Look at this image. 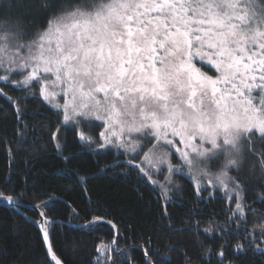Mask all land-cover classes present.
<instances>
[{"label":"snow or ice","instance_id":"6c2138e0","mask_svg":"<svg viewBox=\"0 0 264 264\" xmlns=\"http://www.w3.org/2000/svg\"><path fill=\"white\" fill-rule=\"evenodd\" d=\"M0 84L23 92L13 98L0 88L8 104L0 111L17 124L26 114L21 102L37 98L86 146L118 150L124 159L111 166L123 164L139 186H158L157 203L162 198L165 207L173 202V186L180 187L175 174L188 180L198 200L209 187L220 191L235 208H229L228 227L216 225L218 234L203 230L225 241L217 255L223 258L228 238L242 233L251 239L248 248L239 244L236 251L264 255V223L240 227L257 212L245 203L246 185L255 178L264 188V0H0ZM16 135L18 147L28 143L25 132ZM50 139L61 151L59 132ZM6 151L14 159L12 149ZM13 174L10 169L3 183L14 184ZM159 175L163 182L153 179ZM55 199L31 205L37 215L32 219L21 212L20 199L0 191V203L36 226L54 264H68L53 250L58 228L71 231L74 251L97 239L105 226L116 231L112 244L95 246L98 255L88 264H101V256L104 264H115L109 252L124 257L138 249L115 247L119 231L106 215L73 224L81 210L69 204L71 219L49 217ZM83 211L87 216L90 210ZM161 217L169 218L166 210ZM253 219L264 221V214ZM200 231L197 221V241ZM167 248L180 253L175 244ZM154 252L143 249L145 264H171L169 255ZM184 258L190 264L191 257Z\"/></svg>","mask_w":264,"mask_h":264},{"label":"trees","instance_id":"16d2710c","mask_svg":"<svg viewBox=\"0 0 264 264\" xmlns=\"http://www.w3.org/2000/svg\"><path fill=\"white\" fill-rule=\"evenodd\" d=\"M38 2L42 3L43 0ZM42 15L38 13L36 19L39 20ZM0 88H4L13 98L23 95L21 91H9L4 84H0ZM0 108H8L3 99H0ZM21 108L26 109V114L20 124L11 115L0 111V137L5 138V142L0 143V191L6 195H13L30 206L55 197L50 203L48 216L58 221L71 219L69 204L81 210L80 218L73 219V224L82 223L89 216L106 215L107 219L117 224L119 238L116 248L138 246L134 252H125L124 257L109 252L115 264H125V258L128 264H145L143 249L149 246L160 255H169L171 264H186L185 256L191 257L190 264H221V259L223 264H264V255L259 251H236L239 244L248 248L247 240L251 237L243 233L228 238L223 258L217 255L225 241L203 230L211 228L218 234L221 229L216 225L228 227L225 221L232 214L229 208H235V201L230 202L220 191H204L201 193L203 200H198L188 180L181 175L175 176L176 185L180 187H173L169 193L173 202L165 207L162 198L157 203L159 190H151V185L139 186L134 173L126 175L129 170L123 164L111 166L117 159H124L120 153L112 148L98 150L93 145L86 146L75 136L70 125L61 126V120L35 97L25 98ZM18 130L27 134L28 143L23 147H18L16 143L19 139L16 135ZM57 131L62 144L61 151L56 150L55 142L50 139L52 133ZM9 147L14 159L6 151ZM63 157L69 159L65 161ZM10 169L14 171L11 177L14 184H4L3 177ZM79 177H85L83 182ZM246 187L249 192L245 203L257 212L250 213L247 225L240 224V227L251 229L256 223H264L253 219L254 215L264 214V198H259L264 188L258 186L255 178ZM97 206L100 208L99 213L95 211ZM83 209L90 210L87 216ZM23 210L27 215L37 218L35 211ZM165 210L169 214L168 219L161 217ZM197 221L201 230L197 234L199 241L193 235ZM237 223L239 221L231 224L233 233ZM71 235V231L66 234L64 229L58 228L53 239L54 252L61 259H66L68 264H88L98 255L95 246L112 244L115 230L105 226L97 239L80 243L75 251L73 245L76 241L69 238ZM178 240L182 242L176 244ZM170 244H175L180 253L169 252L167 246ZM200 244L203 247H199ZM261 248L264 249V244ZM206 252L209 253L207 256L204 255ZM0 264H54L46 255L35 226L11 209L3 207H0ZM101 264H104L103 256ZM156 264L163 262L157 259Z\"/></svg>","mask_w":264,"mask_h":264},{"label":"rangeland","instance_id":"374dc122","mask_svg":"<svg viewBox=\"0 0 264 264\" xmlns=\"http://www.w3.org/2000/svg\"><path fill=\"white\" fill-rule=\"evenodd\" d=\"M97 131H99V129H97ZM93 146H94L95 149H97V146L96 145H93ZM106 149H110V148H106ZM112 149H114V148H112ZM114 150H115L116 153H120L118 150H116V149H114ZM173 163H177L178 164L179 161L178 160H174ZM164 174L165 175L167 174L166 170H165V173ZM175 176H180V175L179 174L173 175L172 179L174 181V185H176V183H177V180H176ZM153 179H155V180H157L159 182H163V175L153 176ZM173 187H175V186H173ZM155 189H157V190L160 191V189H159L158 186ZM208 190H212L213 191L214 189H212L211 187H209Z\"/></svg>","mask_w":264,"mask_h":264},{"label":"water","instance_id":"95a60500","mask_svg":"<svg viewBox=\"0 0 264 264\" xmlns=\"http://www.w3.org/2000/svg\"><path fill=\"white\" fill-rule=\"evenodd\" d=\"M25 205V207H22L21 208V212H23L24 214H25V216H28V217H31L32 219H36V218H34V217H32V216H29V215H27L26 213H25V211L23 210V209H29V210H31V206L30 205H28V204H24ZM0 207H3V208H7L8 209V207L5 205V204H2V203H0ZM23 218H24V216H22ZM25 219V218H24ZM30 222V221H29ZM31 223V222H30ZM32 224V223H31ZM35 226V225H34ZM35 228H36V226H35ZM37 229V228H36ZM38 231V230H37ZM39 233V232H38ZM41 236V235H40ZM116 237H117V233H116V231H115V238L114 239H116ZM41 239H42V236H41ZM42 243L44 244V242H43V239H42ZM45 251H46V249H45ZM47 255V254H46ZM49 258V257H48ZM50 259V258H49ZM54 263V262H53Z\"/></svg>","mask_w":264,"mask_h":264}]
</instances>
